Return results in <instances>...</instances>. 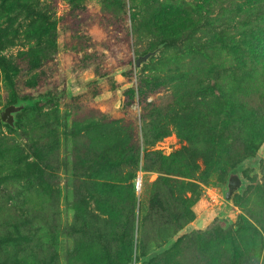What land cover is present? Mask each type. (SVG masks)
<instances>
[{
  "label": "rangeland",
  "instance_id": "obj_1",
  "mask_svg": "<svg viewBox=\"0 0 264 264\" xmlns=\"http://www.w3.org/2000/svg\"><path fill=\"white\" fill-rule=\"evenodd\" d=\"M0 264H264V0H0Z\"/></svg>",
  "mask_w": 264,
  "mask_h": 264
},
{
  "label": "water",
  "instance_id": "obj_2",
  "mask_svg": "<svg viewBox=\"0 0 264 264\" xmlns=\"http://www.w3.org/2000/svg\"><path fill=\"white\" fill-rule=\"evenodd\" d=\"M155 53L156 52H150L145 56H141L138 59V66H141L144 61H147ZM27 104L28 102L20 101L18 104L7 107L6 110L2 112L3 121L9 124L11 127H15L17 114L23 111ZM244 184L245 183L241 177L240 172L238 170L233 171L229 178L228 189L226 190V199L231 200L234 194L243 188Z\"/></svg>",
  "mask_w": 264,
  "mask_h": 264
},
{
  "label": "trees",
  "instance_id": "obj_3",
  "mask_svg": "<svg viewBox=\"0 0 264 264\" xmlns=\"http://www.w3.org/2000/svg\"><path fill=\"white\" fill-rule=\"evenodd\" d=\"M128 167H129L130 173H133V172L137 171V164H135V163H132Z\"/></svg>",
  "mask_w": 264,
  "mask_h": 264
},
{
  "label": "built area",
  "instance_id": "obj_4",
  "mask_svg": "<svg viewBox=\"0 0 264 264\" xmlns=\"http://www.w3.org/2000/svg\"><path fill=\"white\" fill-rule=\"evenodd\" d=\"M141 186V181H138L137 187L139 188Z\"/></svg>",
  "mask_w": 264,
  "mask_h": 264
}]
</instances>
